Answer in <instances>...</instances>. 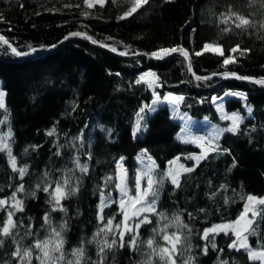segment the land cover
<instances>
[{
    "label": "trees",
    "instance_id": "1",
    "mask_svg": "<svg viewBox=\"0 0 264 264\" xmlns=\"http://www.w3.org/2000/svg\"><path fill=\"white\" fill-rule=\"evenodd\" d=\"M134 6L135 0H104L102 5L99 0H0V35L17 51L28 53L16 56L0 43V78L5 92L0 131L12 130L11 154L18 168L27 167L21 178L19 172H13L8 152L0 151V199L8 201L0 209V227L15 203L13 192L24 208L13 216L17 224L13 234L0 235V264H29L27 259L12 256L17 242L22 248H32L30 264H41L37 257L42 253L32 246L65 223L63 259L46 264H76L73 249L79 247L84 249L79 264H166L159 250L167 247L171 251V245L160 229L182 238L172 257L175 264H260L250 260L247 251L228 247L235 240L232 232H221L208 240L201 237L205 228L235 221L248 196H264V86L222 75L227 71L264 77V0H148L132 15L118 19ZM238 16L248 19L250 26L237 28ZM206 43L219 45L224 55L211 51L195 55ZM236 45L240 49L231 52ZM173 47L187 50L193 74L183 55L164 59L151 56L159 49ZM243 49L248 51L241 55ZM228 56H234L236 62L224 65ZM148 72L155 74V83L151 78L136 83ZM196 76L209 79L197 80ZM153 86L160 95L183 97L178 107L188 115L206 117L217 124L225 125L226 121L220 118L212 98L226 92L245 94L251 112L246 115L239 98H227L226 110L239 109L244 118L236 133L225 132L215 142L219 144L217 152H209L197 164L188 157L201 155L207 143L201 139L195 146L175 139L178 124L169 118L166 108L154 113L151 127L150 112L145 109L141 113L144 128L133 137L137 113L148 105ZM53 128L55 135H47ZM141 149L155 160L162 180L156 209L166 219L148 214L151 223L141 225L135 248L127 244L120 247L117 238L116 246L100 253V242L107 239L111 243L113 233L107 237L101 234L96 240L93 236L107 218L114 216L113 224H121L123 229L116 199L104 209L105 220H97L100 192L117 197V162L121 157L128 170L129 187L134 189L138 168L135 156ZM176 157L193 169L181 172L178 188L164 178L168 162ZM74 158L87 165V173L80 172ZM69 175L71 187L78 190L61 200L66 212L52 211L50 197L42 187L46 181L54 187L55 181L62 182ZM109 176L113 178L110 183L106 181ZM37 184L42 187L38 189ZM20 185L23 191H17ZM253 209L258 215L252 217L249 232L244 234L249 245L261 251L264 205L255 203ZM45 212L50 214V225L44 222ZM177 215L187 227L173 222ZM136 222L138 219L131 223ZM132 235L126 233L125 240L130 241ZM149 238L155 241L153 248L147 246ZM205 245L207 254L202 251ZM52 255L58 257L60 253ZM189 257L193 259L189 261Z\"/></svg>",
    "mask_w": 264,
    "mask_h": 264
},
{
    "label": "snow or ice",
    "instance_id": "2",
    "mask_svg": "<svg viewBox=\"0 0 264 264\" xmlns=\"http://www.w3.org/2000/svg\"><path fill=\"white\" fill-rule=\"evenodd\" d=\"M104 0H99V3L101 5L103 4ZM148 0H135V6L132 7L128 12L124 13L123 16L118 17V19H124L127 16L132 15L137 11V9L142 5L147 3ZM85 3H89V0H85ZM89 7H91V4H89ZM232 15H236L233 13ZM2 19V17H0ZM237 19L240 20V23L236 24L237 28H245L250 26V21L246 18L243 17H237ZM225 31H228V29H225ZM70 35H83L81 33H71ZM88 39H91V37H87ZM67 39V37H65ZM95 43V41H93ZM0 43L3 45H7L9 49H11L12 53H14L16 56H24L27 55L28 53L17 51L15 47H12V45L9 43L7 39L3 35H0ZM55 47V45H53ZM240 49L239 45H236L231 49V52L235 53ZM36 49H31V51H35ZM115 51V49H112ZM204 51H211L214 52L218 55L223 56L224 52L222 48H220L219 45H213L206 43L204 45V48L201 52H196L195 55L199 56L202 55ZM248 49H243L240 51V54L243 55L246 53ZM174 53H179L185 57V59H189L188 52L187 50L183 49L182 47H173V48H162L159 49L153 53H151V56L156 58V59H164ZM121 54H126V53H121ZM236 58L234 56H228L224 59L223 63L224 65H228L230 63H235ZM188 71H192L191 68V63L189 60V67ZM215 75V74H214ZM225 78L228 77H234L236 79H241V80H249L253 83L260 84L264 86V77L256 79L253 77H247V76H239L236 72H227L225 71L222 74ZM147 76H155L154 73H144L141 75V77L136 81V83H141L142 81L145 80V77ZM158 79V78H157ZM197 80L200 79H209V77H199L196 76ZM154 99L152 101V105H145L142 107L139 112L137 113V116L139 119L136 121L135 125L133 126V136L138 135V133L142 130L144 127L143 125V120L144 117L141 115V113L145 112V109H148L149 111H155L154 105L157 103V100L159 97L157 94L154 92L153 93ZM172 94H168L164 97L165 100L169 99V96ZM225 96L232 95V96H241L245 97V94L243 93H237V92H226L224 94ZM5 96V93L0 90V108L4 107V102L3 98ZM183 97L177 96L174 97L171 100V103L176 104L179 100H182ZM213 101H216L217 99H222V97H213ZM249 112H251V108L248 109ZM224 119H229L231 120L232 124L228 128H220L216 129L213 133V137L210 140L205 141L207 143V150L205 151L202 149L201 155L198 157H188V159H195L196 163L198 164L200 160H203L207 157L209 152H217L219 150V144L215 143V141H218L219 136L223 134L224 132H232L236 133L241 120L243 119L239 113H233L231 116H224ZM0 123H3V121H0ZM47 135L53 136L55 135V129L53 128L52 130L47 132ZM11 136V131L7 134V136H0V151H7L8 156H9V164L12 167L13 172H19L20 177L23 178L25 174L27 173V167H22L18 168L16 165V158L12 156L11 154V148L8 143V139ZM27 151V149L25 150ZM225 152L228 150L225 149ZM56 155H60L59 151L56 152ZM147 155V150L143 149L141 150V156H138V160H140L141 163H143V156ZM90 158V154H89ZM180 157L174 158V160L169 161V169L168 171L164 174V178H168L171 180V183L175 185L177 188L180 186V175L181 172L177 171L174 167H172ZM148 163L145 165L146 170L141 173L140 171L137 172L135 176V185L134 189L129 187V174L128 170L124 169L123 174L119 172V169L122 167V161L123 157L120 158V161L117 162V175H116V180L117 182L115 183V189L119 193V211L122 213L123 220V229L121 230V224H113V220L115 217H109L107 218V222L104 224L103 227L98 229V232L94 234L93 240H96L97 237H99L101 234H103L105 237L108 236L109 233H113V238L111 240V243L108 242L107 239H104L102 242H100V253H103L105 249H111L117 244V238L119 239V246L120 247H125L127 244L129 247L135 248L137 246L138 242V236H139V229L141 228V225L143 224H149L151 223V220L149 219L148 214H154L158 215L161 220L166 219L164 213H158L156 209V204L157 201L159 200V190H160V185L162 184L161 179H154L153 178V172L155 171L156 164L155 161L152 159L151 156H147ZM74 163L76 167L80 170L82 173H87L88 172V167L87 165H81L79 163L78 158H74ZM179 168L182 169L183 173L191 172L193 169L185 167L183 164L179 165ZM70 171V170H69ZM49 173L45 172L44 176L47 177ZM112 177H106V181L109 183L112 181ZM146 180V186L142 185V181ZM71 175L65 176L62 180L55 181V186H52V182L46 181L42 187L41 184H37L36 187L40 189L42 187V190L45 193H48L50 199L48 200V203L52 205V211H62L66 212L67 210L63 208L61 204V200L67 199L69 196L74 195L76 191L78 190L77 188H72L71 187ZM107 186V185H106ZM221 187H224L221 185ZM17 191H23V185H20V187L17 189ZM135 192V195H132V192ZM33 196H35V192L32 193ZM214 195V194H213ZM16 193L13 192L11 199L15 201L10 206V209L8 210V215L7 219L3 222V226L0 227V235L4 237L11 236L13 234V230L17 228L16 222L13 221V216L15 215V212H22L24 210L23 208V202L15 200ZM248 201L252 202L255 201L256 203L260 205H264V198H257L254 196H248ZM113 203H116L115 200L112 199V193L108 192L107 195H105L104 191L101 190L100 192V203L97 205V213H96V218L98 221H104L105 216H104V209L106 207L111 206ZM8 204V201L6 199H0V209L5 208V206ZM132 208V212L129 213L128 208ZM11 209H15V211H12ZM251 211V208L246 204L244 211L240 214L239 217L235 221H230L228 223H222V224H214L209 228H205L203 230V236L201 237L204 240H208L210 236L213 238L215 235H219L221 232H223L225 235L229 234V232H232L236 236V240H233L231 244L228 245L229 248H235L236 250L243 249L247 251L248 257L250 260H261L264 262V250L261 251H255L250 248V246L247 243V235H242L241 231L237 230V227L240 225L241 220L245 219L247 217V214ZM190 215V214H189ZM258 215L256 212H252L253 218ZM44 222L45 224L50 225L51 220H50V214L48 212H45L44 214ZM138 219V222L135 224H132L131 222L133 220ZM173 222L177 226H183L187 227V225H184L180 219V217L177 215L173 218ZM248 225L252 224L251 220L247 221ZM30 227V225H29ZM165 228L168 227L167 224L164 226ZM67 225L61 224L60 225V230L58 231L56 228L51 229V234L48 238L44 240H39L37 239L32 247L35 249H38L41 253L42 256H38L37 259H40L41 264H46V261H53L54 259H63V245L65 243V240L63 239V231L66 230ZM114 229L117 230L114 232ZM153 232H156V229H153ZM160 232L163 234V239L167 241L171 245V251L169 248H161L159 250V255L161 260H172L173 255L177 252L178 246L182 242V238L180 235L173 233L172 235L167 234L164 232V229H160ZM244 232L247 233L249 232L248 228L244 229ZM126 233H133L131 240L126 241L125 240V235ZM31 235V233H28ZM90 243L92 241H89ZM147 246L149 248H153V245L155 243L153 238H149L147 241ZM3 244V240H0V245ZM212 248H216L215 243L211 245ZM204 254H207L208 252V246L205 245V247L202 250ZM222 251V250H221ZM153 252L155 253V249H153ZM23 253V254H22ZM52 253H60L58 257H53ZM31 254H32V248H22L19 242H17V247L14 252H12V256L18 258L20 261H24L27 259L30 264L31 260ZM84 254V249L83 247L75 248L73 249V255L77 257L76 264H79L80 258ZM167 254V257H166ZM193 258L189 257V261H191ZM69 264H72L71 261H69ZM172 264H175V261L172 260ZM223 264H227V262H223Z\"/></svg>",
    "mask_w": 264,
    "mask_h": 264
},
{
    "label": "rangeland",
    "instance_id": "3",
    "mask_svg": "<svg viewBox=\"0 0 264 264\" xmlns=\"http://www.w3.org/2000/svg\"><path fill=\"white\" fill-rule=\"evenodd\" d=\"M148 73H152V72H148ZM148 78H151L150 79L151 82H153V83L156 82V76H147V77H145V79H148ZM2 84H3V81L0 78V90H2L4 92V90L2 89ZM152 85H154V84H152ZM154 92L157 94L159 99L157 100V103L154 105L155 111H149L150 112V117H149V125H150V127H151V122L154 119V115H155L154 113L157 112L161 108H166L168 110L169 118L173 122L178 124V127L176 128V130L174 132V135H173L174 138L177 139V140L186 142V143H191V144H193L195 146H197L200 143L201 139H204L205 141L212 139L213 133H214V131L216 129L228 128L229 126H231V124H232L231 120L224 119L223 118L224 116H231L233 113H239V115L242 118H244L243 113L239 109H237L235 111H232V112H229V111L226 110L225 101H226L227 98H229V97L239 98L241 100V103H242V108L247 111L246 115L249 113V111H248L249 107H248L247 102H246L244 97L232 96V95L225 96L224 95V96H222V99L216 100L214 104H215L216 110L218 111V114H219L220 118L222 120L226 121V124L225 125L217 124V123L211 122L206 117H204V118L192 117V116L188 115L187 113L183 112L178 107L179 101L176 104L171 103V100L174 97H177V96L171 95V96H169L168 100H165L164 97L166 95H168V94L160 95L157 92V90H155V86L152 87V97L149 100L148 105H152V101L154 99H156V97H154V95H153ZM229 92H235V91H229ZM3 102H4V106H5V96L3 98ZM167 119H168V116H167ZM9 131H11V136L9 137L8 141H9V146L11 148L12 130H10L9 128H6L4 130L1 129L0 136L1 135L7 136ZM132 135H133V133H132ZM222 135L223 134H221L219 136V138ZM133 137H135V136H133ZM141 150H143V149H141ZM141 150H139L137 152V154L135 156V159H136V161L138 163L137 172L140 171L141 173H143L146 170L145 165L148 163L147 156H151V155L147 153L146 156H143L142 159H143L144 162L141 163L140 160H138V156H141ZM204 150L206 151L207 149L204 148ZM198 156H200V155H195L194 157H198ZM152 159L154 160L153 157H152ZM172 160H174V159H172ZM172 160H170V161H172ZM181 164H183V162L181 160H178L172 167H174L177 171L182 172V169L179 168V165H181ZM167 167L169 169V164L167 165ZM124 169L125 168H124L123 163H122V167L119 169V172L121 173V175L123 174ZM168 169L165 171V173L168 171ZM153 178L154 179H161L159 174L156 172V168H155V171L153 172ZM145 182L146 181H142V185L143 186H146ZM262 198H264V196ZM112 199L113 200L116 199L117 202H118L119 201V193L117 192V197L116 198L112 197ZM255 203H256L255 201H252V202L247 201V203H246L251 208V211H249V213L247 214V217L245 219L241 220L240 225L237 227V230L241 231L242 235H245L244 234V229L249 227L247 221L248 220L252 221V217H253L252 216V212H254L253 206H254ZM244 209H245V207H244ZM244 209H243V211H244ZM128 211H129V213H131L132 212V208L129 207ZM226 223H228V222H226ZM236 239L237 238L235 236V240ZM247 243H248V241H247ZM248 245H249V243H248ZM250 248L255 250L251 246H250ZM255 251H257V250H255ZM257 260L260 261V264H264V262H262L261 260H259V259H257Z\"/></svg>",
    "mask_w": 264,
    "mask_h": 264
},
{
    "label": "water",
    "instance_id": "4",
    "mask_svg": "<svg viewBox=\"0 0 264 264\" xmlns=\"http://www.w3.org/2000/svg\"><path fill=\"white\" fill-rule=\"evenodd\" d=\"M174 54H179V53H174ZM181 55V54H180ZM187 67H189V60L187 59ZM192 73V71H191ZM193 74V73H192ZM241 80V79H240Z\"/></svg>",
    "mask_w": 264,
    "mask_h": 264
}]
</instances>
